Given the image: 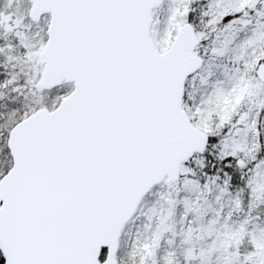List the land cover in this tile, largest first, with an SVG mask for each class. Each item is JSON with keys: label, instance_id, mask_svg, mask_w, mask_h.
<instances>
[{"label": "snow or ice", "instance_id": "snow-or-ice-1", "mask_svg": "<svg viewBox=\"0 0 264 264\" xmlns=\"http://www.w3.org/2000/svg\"><path fill=\"white\" fill-rule=\"evenodd\" d=\"M0 264H264V0H0Z\"/></svg>", "mask_w": 264, "mask_h": 264}]
</instances>
